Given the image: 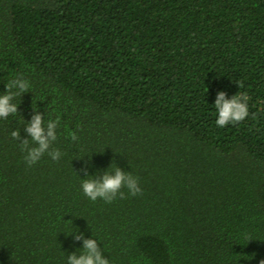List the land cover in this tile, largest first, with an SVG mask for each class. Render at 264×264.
I'll return each instance as SVG.
<instances>
[{"label": "trees", "instance_id": "1", "mask_svg": "<svg viewBox=\"0 0 264 264\" xmlns=\"http://www.w3.org/2000/svg\"><path fill=\"white\" fill-rule=\"evenodd\" d=\"M16 78L0 264H67L77 233L109 264L264 260V0H0V94ZM221 91L249 97L244 121L216 125ZM35 114L59 118L61 156L29 166L11 133ZM116 166L142 194H83Z\"/></svg>", "mask_w": 264, "mask_h": 264}, {"label": "clouds", "instance_id": "2", "mask_svg": "<svg viewBox=\"0 0 264 264\" xmlns=\"http://www.w3.org/2000/svg\"><path fill=\"white\" fill-rule=\"evenodd\" d=\"M242 86L239 85V87ZM29 87V82L23 78H16L6 83V93L0 94V118L7 119L10 115L18 112V105L13 103V100L16 95H23L29 92ZM13 89H16V91H13ZM248 99L249 97L246 94L240 93L235 94L231 99H226L225 92H219L214 104L218 112V118L215 121L216 125L223 128L229 124L234 125L244 121L249 116ZM58 125L59 118L50 119L45 125L44 118L40 114H35L24 127L30 139L21 140L20 131H12V138L21 141V150L27 153L25 160L29 166L38 162L45 153L52 160H59L61 152L51 149L52 143L57 139ZM70 135L73 141L77 140L75 133ZM29 140L34 142L36 146L30 147ZM82 171H84L86 177H90L87 174V167L82 169ZM81 188L83 194L91 201L102 199L107 203H111L118 195L123 198L124 192L122 189L125 188L132 196L142 194L138 178L134 177L130 172L122 171L117 166L111 173L105 171L100 178L83 179ZM74 240H83L82 252L80 254H77V252L69 254L67 256V264H109V260L104 257L96 239H86L83 233H77L74 235ZM260 264H264V260L260 261Z\"/></svg>", "mask_w": 264, "mask_h": 264}]
</instances>
